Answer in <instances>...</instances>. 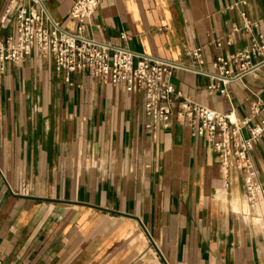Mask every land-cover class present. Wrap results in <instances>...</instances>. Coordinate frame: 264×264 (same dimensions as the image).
I'll return each mask as SVG.
<instances>
[{"label":"crops","instance_id":"crops-1","mask_svg":"<svg viewBox=\"0 0 264 264\" xmlns=\"http://www.w3.org/2000/svg\"><path fill=\"white\" fill-rule=\"evenodd\" d=\"M74 2L45 4L67 31L78 27L69 17ZM18 6L0 0L1 40L15 33ZM259 29L264 0H102L86 33L179 65L166 77L175 109L190 99L234 121L252 113L254 125L264 63L220 83L225 94L208 86L217 58L237 53ZM196 48L201 61L191 54ZM144 104L132 84L87 71L67 76L36 48L6 64L0 264H264V134L249 152L263 188L250 202L242 169L227 168L212 142L176 117L153 137Z\"/></svg>","mask_w":264,"mask_h":264},{"label":"built area","instance_id":"built-area-1","mask_svg":"<svg viewBox=\"0 0 264 264\" xmlns=\"http://www.w3.org/2000/svg\"><path fill=\"white\" fill-rule=\"evenodd\" d=\"M8 1L19 6L15 14V33L0 39V75L7 63H21L36 48L50 55L55 70L67 76L87 71L93 77L107 79L114 84L128 82L144 91L145 127L153 137L158 136L161 128H168L176 117L193 136L211 141L214 151L227 168L235 165L245 172L246 194L250 202L262 195L263 188L254 178L249 152L254 142L264 134V101L255 105V113H262V117L254 125L251 124L252 113L234 121L230 114L219 113L190 99L178 102L175 109L173 102L178 96L166 77L180 68L179 65L87 35L89 20L102 0H75L69 17L78 24L76 31L65 30L50 17L45 5L47 0ZM47 21L50 26H47ZM191 54L201 61V48L192 50ZM263 63L264 32L259 29L257 37L237 53L227 59L217 58L214 65L219 72L213 75L215 82L208 86V91L219 90L225 94L226 89L221 88L220 83L226 85L245 75L255 74ZM232 64L236 71L230 68ZM243 129L248 130V137L243 135ZM231 155L235 158L233 163L229 161Z\"/></svg>","mask_w":264,"mask_h":264}]
</instances>
